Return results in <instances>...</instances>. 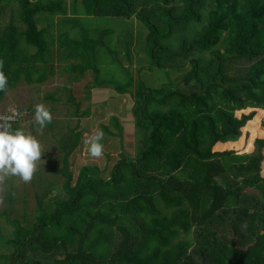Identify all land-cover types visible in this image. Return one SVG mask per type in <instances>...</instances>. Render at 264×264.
Returning <instances> with one entry per match:
<instances>
[{
	"label": "trees",
	"instance_id": "obj_1",
	"mask_svg": "<svg viewBox=\"0 0 264 264\" xmlns=\"http://www.w3.org/2000/svg\"><path fill=\"white\" fill-rule=\"evenodd\" d=\"M9 1L0 59L17 68L4 63L8 86L24 73L41 83L27 77L47 46L34 16L64 15L65 0ZM87 1L95 16L143 24L150 66L188 69L181 87L137 90L133 152L121 150L105 176L83 165L73 179L63 157L65 198L40 215L37 203L33 226L8 240V264H264V0Z\"/></svg>",
	"mask_w": 264,
	"mask_h": 264
},
{
	"label": "rangeland",
	"instance_id": "obj_2",
	"mask_svg": "<svg viewBox=\"0 0 264 264\" xmlns=\"http://www.w3.org/2000/svg\"><path fill=\"white\" fill-rule=\"evenodd\" d=\"M0 2L5 8L0 7L1 25L12 3L9 0ZM65 7L64 15L48 17L41 12L34 16L37 27L43 28L47 37V46L42 59L36 63L39 73L34 70L27 77L45 80L27 83L24 73L17 82L8 86L0 98V116L7 114L10 108H27L30 111V116L13 123V128L30 131L45 150L41 157L44 163L38 166L30 183L9 177L0 186V197L3 198L0 203V264H8L13 251L8 240L14 236L13 231L24 232L33 226L38 205L41 207L38 215L49 213L65 198L61 188L63 177L56 173L62 166L63 157L69 155L67 161L73 179L83 165H95L105 176L121 150L129 154L133 152L131 106L137 90L142 87L159 88L169 82L181 87L183 81L180 77L188 69L187 64H176L178 69L169 70L150 66L144 50L146 29L135 16L128 20L116 15L95 16L90 1L83 4L81 0H65ZM58 19L61 22L56 26ZM54 26L61 32L67 29L68 33L58 39ZM33 51L25 50L23 52L29 54L28 57L20 56L23 69L30 65L28 61ZM1 57L8 73H13L17 67L10 59ZM80 65L90 67L75 80L73 70ZM32 68L29 67L28 71ZM94 68L98 70L97 83H101L100 86L93 81ZM117 85H126L125 93H119ZM69 98L72 99L70 103L67 101ZM37 103H44L53 117L52 123L43 131L33 119ZM100 124L106 126L105 131ZM95 130L104 133L101 141L104 154L98 159L89 155L84 144L85 138ZM26 249L29 255L31 250ZM35 249L43 254L42 249Z\"/></svg>",
	"mask_w": 264,
	"mask_h": 264
},
{
	"label": "clouds",
	"instance_id": "obj_3",
	"mask_svg": "<svg viewBox=\"0 0 264 264\" xmlns=\"http://www.w3.org/2000/svg\"><path fill=\"white\" fill-rule=\"evenodd\" d=\"M3 68L4 61L0 59V92H6L9 85L8 76ZM18 116L16 108H10L7 114L0 116V186L9 177H18L24 183H30L38 166L44 163L41 157L45 150L36 136L24 128H13ZM33 119L39 130L43 131L52 123L51 110L44 103H37L34 105ZM103 138L102 130H95L85 138L84 144L92 158L98 159L103 156L104 145L101 143ZM2 202L3 198L0 197V203Z\"/></svg>",
	"mask_w": 264,
	"mask_h": 264
},
{
	"label": "built area",
	"instance_id": "obj_4",
	"mask_svg": "<svg viewBox=\"0 0 264 264\" xmlns=\"http://www.w3.org/2000/svg\"><path fill=\"white\" fill-rule=\"evenodd\" d=\"M19 112V116L16 118L14 123L20 122L24 118L30 116V111L27 108H16Z\"/></svg>",
	"mask_w": 264,
	"mask_h": 264
},
{
	"label": "crops",
	"instance_id": "obj_5",
	"mask_svg": "<svg viewBox=\"0 0 264 264\" xmlns=\"http://www.w3.org/2000/svg\"><path fill=\"white\" fill-rule=\"evenodd\" d=\"M92 92H93V91H92ZM92 92H91V93H92Z\"/></svg>",
	"mask_w": 264,
	"mask_h": 264
}]
</instances>
